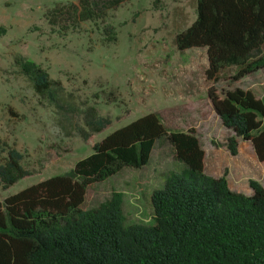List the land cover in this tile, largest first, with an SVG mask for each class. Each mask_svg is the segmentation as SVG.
<instances>
[{
    "label": "trees",
    "instance_id": "obj_1",
    "mask_svg": "<svg viewBox=\"0 0 264 264\" xmlns=\"http://www.w3.org/2000/svg\"><path fill=\"white\" fill-rule=\"evenodd\" d=\"M127 1H57L44 18L61 36L83 22H100L105 42L115 43L108 10ZM195 10V20L175 36L177 48L206 50L208 81H219L226 69L238 70L229 77L230 88L208 90L216 115L231 132L215 145L236 156L240 141H248L264 162V95L233 86L264 72V0H196ZM15 64L41 100L65 102L62 83L41 64L21 55ZM61 108L68 117L78 109L72 103ZM83 114L84 126L75 127L85 139L111 123L93 105ZM157 147L168 158L165 164L185 168L155 170L163 187L147 197L152 226L126 224L121 191L89 206L99 184L124 170L147 168ZM205 155L197 130L174 129L165 113L150 112L116 129L69 171L0 203V264H264V185L250 178L251 195L232 190L227 169L219 177L206 174ZM22 160L23 154L0 138V188L30 174Z\"/></svg>",
    "mask_w": 264,
    "mask_h": 264
},
{
    "label": "rangeland",
    "instance_id": "obj_2",
    "mask_svg": "<svg viewBox=\"0 0 264 264\" xmlns=\"http://www.w3.org/2000/svg\"><path fill=\"white\" fill-rule=\"evenodd\" d=\"M57 1L67 0H0V138L23 154L22 163L30 172L9 188H0V203L69 171L93 152L96 142L150 112L165 113L174 129L197 130L209 176L227 169L228 176H257L264 182V162L250 142L241 140L236 156L215 145L226 142L231 132L216 115L208 90L230 88L229 77L237 68L224 70L219 81H208L206 50L180 51L175 44L176 34L196 18V0H128L117 10L109 9L107 23L115 27V43L105 42L100 22H83L67 35L52 32L44 11ZM18 55L41 64L53 80H59L65 102L55 97L49 105L41 100L15 64ZM233 86L262 97L264 72L239 79ZM70 103L78 108L73 117L61 108ZM89 105L111 123L85 139L75 126H84L83 110ZM161 152L159 147L154 150L147 168L124 170L99 184L89 206L96 207L112 191H121L126 224L152 226L147 197L163 187L155 170L185 168L180 163L165 164L168 158ZM213 169L217 174L209 172Z\"/></svg>",
    "mask_w": 264,
    "mask_h": 264
},
{
    "label": "crops",
    "instance_id": "obj_3",
    "mask_svg": "<svg viewBox=\"0 0 264 264\" xmlns=\"http://www.w3.org/2000/svg\"><path fill=\"white\" fill-rule=\"evenodd\" d=\"M205 171H206V165H205ZM209 172H211L213 174H217L216 169L209 170ZM219 176L220 175L217 174L216 176H212V177H219ZM242 178L243 179L247 178L248 180L250 178H255V179L259 180L264 185V182H262V180H260V178H257V176H228V184H229L230 188L234 191L241 192V193H244L246 195H250L252 193V189L249 186L248 182H244V180H242Z\"/></svg>",
    "mask_w": 264,
    "mask_h": 264
}]
</instances>
